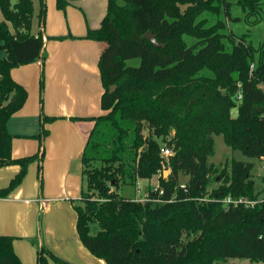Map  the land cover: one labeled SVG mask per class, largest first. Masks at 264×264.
Segmentation results:
<instances>
[{
  "label": "trees",
  "instance_id": "1",
  "mask_svg": "<svg viewBox=\"0 0 264 264\" xmlns=\"http://www.w3.org/2000/svg\"><path fill=\"white\" fill-rule=\"evenodd\" d=\"M67 2L57 0V6L64 9ZM238 3L248 16L262 12L264 19V0ZM46 6V0H38V8L34 0H0V43L7 52L0 57V167L21 166L0 198L45 153L48 130L42 127L34 135L39 151L14 157L7 124L28 97L12 69L41 58L44 65ZM230 11L228 0H108L101 25L86 35L105 43L99 59L104 113L88 118L95 125L81 156L87 186L74 207L81 241L107 264H217L231 258L264 264V199L252 177L254 164L232 160L220 167L210 160L218 135L233 150L264 157V44L252 46L246 34L235 42L221 32V20L208 24L206 14L221 12L239 24ZM148 32L160 46L145 37ZM136 58L139 65L128 63ZM43 90L42 70L41 95ZM161 142L173 152L168 176L160 171ZM181 174L189 177L185 184ZM156 175L158 187H150L146 199L119 192ZM228 196L258 201L226 206ZM14 240L0 235V264H22ZM49 258L70 264L42 246L37 264H49Z\"/></svg>",
  "mask_w": 264,
  "mask_h": 264
},
{
  "label": "crops",
  "instance_id": "2",
  "mask_svg": "<svg viewBox=\"0 0 264 264\" xmlns=\"http://www.w3.org/2000/svg\"><path fill=\"white\" fill-rule=\"evenodd\" d=\"M34 2L37 7L38 0ZM46 5L41 27L44 65L41 58L12 69V77L27 89L28 97L7 124L14 136V157L39 151L40 142L34 135L42 127L48 130L45 153L42 162L29 165L21 184L0 198V235L15 237L14 250L22 264H37L42 246L70 264H107L81 241L74 204L87 186L81 156L95 125L88 118L104 113L99 59L105 43L86 35L101 25L108 0H68L64 9L57 6V0H46ZM38 30L35 23L34 32ZM20 169L19 164L0 167V189ZM49 264L60 263L49 258Z\"/></svg>",
  "mask_w": 264,
  "mask_h": 264
},
{
  "label": "rangeland",
  "instance_id": "3",
  "mask_svg": "<svg viewBox=\"0 0 264 264\" xmlns=\"http://www.w3.org/2000/svg\"><path fill=\"white\" fill-rule=\"evenodd\" d=\"M228 1L230 2V8H231L230 14L232 16H238L240 18L239 24L235 25V22L224 12H221L219 16L206 14L209 18L208 24L211 25L217 22V20H221L225 26L224 29L221 30V32L229 36L232 35V37L235 39V42L241 41L240 39L241 36L243 34H246L247 43L250 42L251 45L254 47L263 45L264 44L263 13L259 12L256 16H248L245 11H242L241 6L238 3V0H228ZM224 9H225L224 5L221 4V10L223 11ZM0 18H2L1 12H0ZM223 40L226 42L227 45L226 49L227 50L229 48L231 49V44H229L228 39L224 38ZM188 42L190 44H193V43H197V40L193 38H189ZM6 56H7V52L5 49L1 48V43H0V57L3 58ZM128 63L132 65H139L140 59L138 58L132 59L128 61ZM254 64H252L251 67H253ZM207 72L209 74H212L210 71ZM263 87H264V83H263ZM236 110H234V112H236ZM161 145L162 147H165V144L163 142H161ZM161 156H162V168H163L164 166L166 167L168 160L164 158L162 152H161ZM210 160L216 166H220V167L230 165L232 160L252 162L254 164L252 169V177L256 183L257 190L260 191L259 198L264 197V159L263 158L258 159L254 157H249L240 150H233L225 143L223 136L218 135L215 136V152L211 156ZM96 165L99 164L96 163ZM179 180L182 184H185L189 180V177L181 174L179 176ZM158 182H159L158 175L154 176L152 179H140L139 182L135 185H131V184L122 185L119 189V192L128 198L134 200L135 199L143 200L148 197L147 195L149 193V186L151 185V187L154 188V185L157 184ZM216 185L217 184H214L213 186L215 187ZM248 263L249 261L245 259L231 258L228 260L218 262L217 264H248Z\"/></svg>",
  "mask_w": 264,
  "mask_h": 264
},
{
  "label": "built area",
  "instance_id": "4",
  "mask_svg": "<svg viewBox=\"0 0 264 264\" xmlns=\"http://www.w3.org/2000/svg\"><path fill=\"white\" fill-rule=\"evenodd\" d=\"M173 152H172V149L170 148V147H163L162 148V155L164 156V158L166 159V160H168L169 159V156L172 154ZM263 159H264V157H263ZM161 172H166V171H168V172H170V169H166L165 168V166L162 168V170H160ZM156 187H158V185L157 186H155L153 189H156ZM161 193H163V190H161L160 191ZM264 199V197H262V198H260L259 200H263ZM258 200H249V199H247V198H244V197H236V198H234V197H232V196H228L227 198H225V200H224V202H225V205L226 206H229V204H231V203H233V204H235V205H238V204H240V203H245L247 206H249V205H255L256 204V202H257Z\"/></svg>",
  "mask_w": 264,
  "mask_h": 264
},
{
  "label": "water",
  "instance_id": "5",
  "mask_svg": "<svg viewBox=\"0 0 264 264\" xmlns=\"http://www.w3.org/2000/svg\"><path fill=\"white\" fill-rule=\"evenodd\" d=\"M145 37L147 39H149L154 45L156 46H160L161 44L157 41L155 35H153L151 32H148L145 34ZM115 85L111 87V91H113L115 89ZM166 174L168 173V171L165 172Z\"/></svg>",
  "mask_w": 264,
  "mask_h": 264
}]
</instances>
